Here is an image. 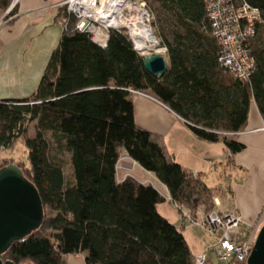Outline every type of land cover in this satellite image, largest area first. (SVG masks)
Here are the masks:
<instances>
[{"label":"trees","instance_id":"obj_1","mask_svg":"<svg viewBox=\"0 0 264 264\" xmlns=\"http://www.w3.org/2000/svg\"><path fill=\"white\" fill-rule=\"evenodd\" d=\"M143 1L165 48L162 75L145 70L124 29L110 30L101 46L62 6L63 31L34 91L0 99V150L24 141L28 165H16L43 210L39 228L15 241L2 261L63 264L64 256L83 253L85 264H194L182 231L158 212L162 195L132 176L119 181L116 165L125 153L194 218L198 209L213 210V190L175 161L159 135L136 125L131 91L156 98L197 138L222 141L231 154L242 150L232 134L244 129L252 101L264 121V0H232L261 19L245 41L252 58L245 79L220 62L206 0ZM8 4L0 0L3 11Z\"/></svg>","mask_w":264,"mask_h":264},{"label":"crops","instance_id":"obj_2","mask_svg":"<svg viewBox=\"0 0 264 264\" xmlns=\"http://www.w3.org/2000/svg\"><path fill=\"white\" fill-rule=\"evenodd\" d=\"M59 1L18 0L12 17L0 27V99L26 97L36 88L63 31L59 7L55 6ZM131 100L136 125L159 135L175 161L213 190L212 211L236 212L244 222L243 229L258 232L264 225V130L261 129L264 121L255 102L250 103L244 129L232 134L244 148L231 154L222 141L197 138L161 102L139 94H132ZM116 166L119 181L132 176L141 184H150L164 201L170 197L166 186L154 174L142 169L125 153ZM157 209L182 231L193 253L214 243L212 237L197 241L190 233L191 225L182 221L177 211H170L169 218L160 212L159 205ZM69 256L63 258L66 264H71Z\"/></svg>","mask_w":264,"mask_h":264},{"label":"built area","instance_id":"obj_3","mask_svg":"<svg viewBox=\"0 0 264 264\" xmlns=\"http://www.w3.org/2000/svg\"><path fill=\"white\" fill-rule=\"evenodd\" d=\"M17 1L12 0L11 6ZM56 5L64 6L67 12L74 16L75 27L87 33L92 41L101 46L106 45L110 30L124 29L133 48L141 55L148 54L152 48L141 49L142 37L138 33V24L150 38L149 42L160 45L151 25L152 13L143 0H60ZM206 6L212 32L221 46L222 66L233 76L245 79L252 66V58L245 48V41L254 33V25L261 21L258 12L246 4L236 6L232 4V0H206ZM10 9L7 8L3 12L4 15L0 16V27L4 24L5 14ZM158 50L165 52L162 46ZM131 92L149 95L140 91ZM261 129H264V125ZM174 204L180 207L179 204ZM183 215L186 216V213ZM243 223L236 212L211 211L204 215L201 226L208 229L207 231L215 237V242L196 256L195 264H206L208 261L213 264L210 252H213L220 262L228 263L235 260L239 264H245L254 240L246 241L244 238Z\"/></svg>","mask_w":264,"mask_h":264},{"label":"water","instance_id":"obj_4","mask_svg":"<svg viewBox=\"0 0 264 264\" xmlns=\"http://www.w3.org/2000/svg\"><path fill=\"white\" fill-rule=\"evenodd\" d=\"M141 59L145 70L156 77L167 69L166 57L159 52L141 55ZM42 219V204L34 184L16 164L0 166V255L37 230ZM0 264L16 263L0 259ZM245 264H264V225L256 234Z\"/></svg>","mask_w":264,"mask_h":264},{"label":"rangeland","instance_id":"obj_5","mask_svg":"<svg viewBox=\"0 0 264 264\" xmlns=\"http://www.w3.org/2000/svg\"><path fill=\"white\" fill-rule=\"evenodd\" d=\"M8 2H9V4H8L7 8H9V9L11 8V9L9 10V12L7 14H5L6 15V18L4 17L5 18L3 20L4 23H7V21L9 20L8 16H11L12 17V15L14 13L15 5H16V4H14L13 6H11L12 0H8ZM56 4L57 3H55V6H57ZM2 12H3V9L0 8V16L1 15H4V14H2ZM152 12H153V15H154L155 20H157V24L158 25L157 24L156 25L160 29V25L161 24L158 22V14L154 10ZM157 41L159 42L158 37H157ZM158 49H152V50H150V52L156 51V52H159L160 54H163L164 55V52L162 50H158ZM141 96H143V95H141ZM148 96H151V95H148ZM148 96H144V97L149 98ZM155 99L156 98H154V100ZM262 130H264V129H262ZM33 133H34L33 126L31 124L30 127H29V129H28V134L31 136V135H33ZM10 162L11 163H14V164H17V163H21L22 162L26 166L28 165V149L25 146L24 141L22 139L17 140L10 148H8V149H1L0 150V166L5 165V164H8ZM67 168H68V165L66 164L65 165V169H67ZM167 197L168 196L166 195V198ZM167 199H165L164 202H162V203L159 204V210H160V212H162L163 214H165V216H167V217L170 218V211H173V210L177 211L179 213L180 218L182 219V221L186 222L187 225H191V227H190V233H191V235L194 238L197 239V241H201V240L207 241L208 239H211V237H212L213 240H214V242H215V237H213L207 231L208 229H205V227L201 226L202 217L204 215H206L205 213L202 212L201 209H198L197 210V216H195V218H194L192 216V210L188 206H186V205L182 206L181 205L180 207H176L177 205L175 206L174 203H171L170 202V197H168ZM183 213H186V216L183 215ZM198 213H201L202 215H198ZM187 217H189V218H187ZM255 230L256 229H249V230L242 229V233H243L244 238H246V241H251V240H254L255 239L256 234H257V232H255ZM203 250L204 249L200 250L198 253H194V264L196 262V260H195L196 256L202 254ZM210 258H211V261H212L213 264H227L226 262H220V261H218L213 252H210ZM69 259H71V261H70L71 264H85L83 253L71 255V256H69ZM21 264H33V263L31 261L25 260V261H22ZM63 264H66V263L64 262ZM206 264H211V263L208 261V262H206ZM228 264H239V263H237L235 260H233V261H229Z\"/></svg>","mask_w":264,"mask_h":264},{"label":"bare ground","instance_id":"obj_6","mask_svg":"<svg viewBox=\"0 0 264 264\" xmlns=\"http://www.w3.org/2000/svg\"><path fill=\"white\" fill-rule=\"evenodd\" d=\"M138 33L140 34V37H142L141 42H140V47L141 49L147 50L150 47L152 49H158L157 44H155L154 42H149L150 38L143 32V29L140 27V25L138 24Z\"/></svg>","mask_w":264,"mask_h":264}]
</instances>
